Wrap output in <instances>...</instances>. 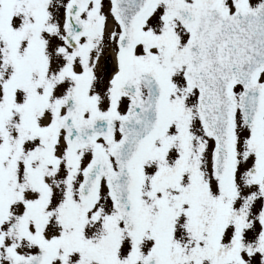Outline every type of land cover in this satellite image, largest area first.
Masks as SVG:
<instances>
[{"label":"snow or ice","instance_id":"6c2138e0","mask_svg":"<svg viewBox=\"0 0 264 264\" xmlns=\"http://www.w3.org/2000/svg\"><path fill=\"white\" fill-rule=\"evenodd\" d=\"M0 264H264V0H0Z\"/></svg>","mask_w":264,"mask_h":264}]
</instances>
